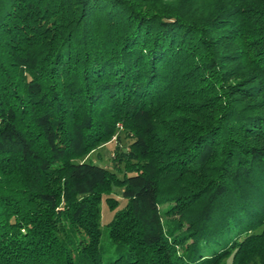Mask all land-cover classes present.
Here are the masks:
<instances>
[{"label":"trees","instance_id":"16d2710c","mask_svg":"<svg viewBox=\"0 0 264 264\" xmlns=\"http://www.w3.org/2000/svg\"><path fill=\"white\" fill-rule=\"evenodd\" d=\"M0 264H264V0H0Z\"/></svg>","mask_w":264,"mask_h":264},{"label":"rangeland","instance_id":"374dc122","mask_svg":"<svg viewBox=\"0 0 264 264\" xmlns=\"http://www.w3.org/2000/svg\"><path fill=\"white\" fill-rule=\"evenodd\" d=\"M118 134L120 137L115 136L113 140L110 141L109 143H105L103 145L98 146L95 150L87 154L83 159L86 161H93L94 163H98L99 165H103L111 168L113 153L116 144L126 145V143L128 142L122 130H120ZM112 191L117 198H121L122 196L121 188L114 187ZM112 216H113V212L109 211L108 205L106 204V202H104L102 205V218H103L102 224L103 225L106 224L111 219ZM103 247H104L105 256L108 257L112 249L109 247L106 234L103 236Z\"/></svg>","mask_w":264,"mask_h":264}]
</instances>
